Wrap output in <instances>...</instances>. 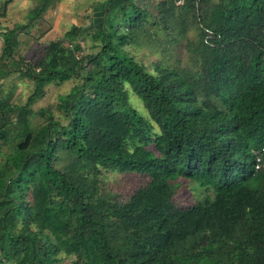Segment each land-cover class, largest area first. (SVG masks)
Here are the masks:
<instances>
[{"label": "trees", "instance_id": "trees-1", "mask_svg": "<svg viewBox=\"0 0 264 264\" xmlns=\"http://www.w3.org/2000/svg\"><path fill=\"white\" fill-rule=\"evenodd\" d=\"M59 1L39 0L27 25L2 33L0 264H64V251L66 264H264V0L159 1L184 35L199 29L198 71L131 56L151 16L138 0L115 11L106 0L99 23L67 32L69 47L18 57L20 35ZM10 2L0 0V20ZM13 74L34 86L24 104L2 92ZM70 80L65 121L34 109ZM101 168L148 180L102 193ZM189 181L205 192L182 206Z\"/></svg>", "mask_w": 264, "mask_h": 264}, {"label": "rangeland", "instance_id": "rangeland-1", "mask_svg": "<svg viewBox=\"0 0 264 264\" xmlns=\"http://www.w3.org/2000/svg\"><path fill=\"white\" fill-rule=\"evenodd\" d=\"M38 1L16 0V8L11 17L7 18V21L4 20L5 24H10L7 29L19 24L27 25L29 22L28 14L39 4ZM123 1L115 0L109 5V9L115 11V6ZM159 1L161 0H138L139 5L150 10L151 16L148 25L135 31L139 40L136 46L127 48L128 52L149 69H153V65L156 63H164L178 70L194 69V71H198L197 67L193 65V62L197 59L196 53L193 52L189 43L196 42L199 39V29L193 27L184 35L176 28L178 18L168 20L161 13L158 8ZM13 2L11 0L10 4H13ZM22 2H26V4L20 6ZM104 2L106 0H60L55 6L50 7L39 21L30 27L28 26V29L20 35L21 44L17 51L18 57L21 56L27 62L35 63L39 57L45 54V48L51 43L60 41L63 47H69L70 39L66 36L67 32L73 26L86 27L89 25L91 17L95 19V22L97 21L96 23H99L98 21H101L106 15L102 6ZM80 38L77 39L78 42L81 41ZM92 45L91 38H87L86 41L82 42L84 55L92 53ZM75 84L76 80H70L49 85L45 88V97L34 106V109L36 111H52L57 119L60 118L65 121L59 109L60 97L69 94ZM1 89L4 95L11 97L13 103L24 104L33 92L34 86L29 80L21 78L18 74H13L1 84ZM131 100L132 105L136 109H140L142 115L148 116L138 97L133 94ZM43 120L44 118L41 115L34 119L36 124L42 123ZM101 170L102 193L111 191L116 195H123L144 185L148 180L144 176L124 175L109 168H101ZM186 183L187 185L179 197L182 206L193 204L196 200L201 199L205 192L204 188L198 187L191 181ZM63 255L66 257L64 264L72 261L73 257L69 252L64 251Z\"/></svg>", "mask_w": 264, "mask_h": 264}, {"label": "crops", "instance_id": "crops-1", "mask_svg": "<svg viewBox=\"0 0 264 264\" xmlns=\"http://www.w3.org/2000/svg\"><path fill=\"white\" fill-rule=\"evenodd\" d=\"M14 2H13V4H10V6L8 7V10H7V15H6V17H4V18H2L1 20H0V56H1V54H2V48H3V37H2V33L3 32H5L6 30H7V27L10 25V24H5L4 22V20H6L7 21V18H10L11 17V14H12V12L15 10V1L16 0H13ZM25 1V0H24ZM26 4V2L25 3H20V6H22V5H25ZM12 5V6H11Z\"/></svg>", "mask_w": 264, "mask_h": 264}, {"label": "built area", "instance_id": "built-area-1", "mask_svg": "<svg viewBox=\"0 0 264 264\" xmlns=\"http://www.w3.org/2000/svg\"><path fill=\"white\" fill-rule=\"evenodd\" d=\"M182 4H183V0H180L178 2V5H182ZM257 161H258L257 168H260L262 165H264V163L262 162L261 153H257Z\"/></svg>", "mask_w": 264, "mask_h": 264}]
</instances>
